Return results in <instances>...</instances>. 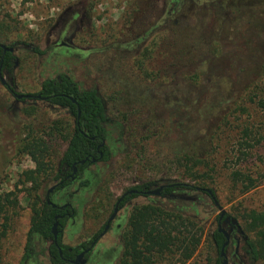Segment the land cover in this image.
I'll use <instances>...</instances> for the list:
<instances>
[{"label": "rangeland", "instance_id": "374dc122", "mask_svg": "<svg viewBox=\"0 0 264 264\" xmlns=\"http://www.w3.org/2000/svg\"><path fill=\"white\" fill-rule=\"evenodd\" d=\"M171 1L0 0V42L13 46L18 59L13 80H7L17 93H35L42 80L67 74L81 89L102 94L109 118L127 115L132 131L121 135L119 127L109 126L112 156L90 169L101 194L117 195L160 172L169 180L204 184L228 219L244 228L246 213L264 212V178L244 193L230 174L236 169L254 177L264 172L258 161L264 141L246 149V161L237 158L240 142L248 147L245 128L264 132V0H176L169 10ZM246 87L253 90L239 98ZM72 126L66 110L36 99L16 101L0 84V194L13 192L17 201L0 220V264H18L23 252L35 200V183L25 182L26 173L41 179L37 168L51 165L40 157L42 145L55 163L66 147L61 135ZM26 143L30 147L24 148ZM183 153L206 157L211 178L196 182L183 168L164 165L165 157ZM145 160L151 167L162 163L151 169ZM44 181L43 190L52 183ZM188 196L166 204L203 228L201 244L185 264H209L206 248L219 210L209 197ZM96 198L93 190H84L72 200L78 209L85 205L86 229H92ZM151 200L137 197L126 211ZM79 215L65 228L68 245L80 240ZM117 244L113 253L122 251L120 240ZM46 246L34 240L38 255L28 264H50ZM241 248L240 243V258ZM234 249L231 243L227 264H238ZM113 253L105 264H117ZM261 255L259 264H264V249ZM176 258L168 255L156 264H180Z\"/></svg>", "mask_w": 264, "mask_h": 264}, {"label": "trees", "instance_id": "16d2710c", "mask_svg": "<svg viewBox=\"0 0 264 264\" xmlns=\"http://www.w3.org/2000/svg\"><path fill=\"white\" fill-rule=\"evenodd\" d=\"M34 52L41 53L37 47L34 48ZM17 61L18 59L15 55L6 52L3 57L2 70L10 76L17 65ZM227 66L230 67V63ZM259 83L261 82H256L252 87H257ZM252 90L250 87H246V89H243V93L239 98L243 95L245 97ZM38 94L42 97H49L47 100L49 103L66 108L74 116L75 120L79 122L84 135L78 131L77 127L72 133H62L61 136L66 141L67 147L55 163L53 160L54 157L52 159L49 156L47 147L42 145L43 149L40 157L45 156L49 158L51 161L50 167L46 166V169L37 168V173L41 176V179L34 180L30 173H26L25 182L33 180L35 183L33 189V198L35 200L32 207L33 212L36 213L32 215L28 231L25 235L27 241L26 250L30 245L32 234H38L42 239L52 238L51 226L54 221L53 215L55 210L47 204H44L41 210L39 209L38 200L40 196L37 191L41 182L45 179H47L45 181L57 180L62 174L69 173L72 163L84 159L89 153L97 156L95 152L97 144L108 136L105 126L108 123L105 104L97 90H80L78 85L69 76L60 74L57 78L42 81ZM68 96H72L76 100L77 105ZM77 107L80 110L78 119L76 118ZM226 119L227 114L223 116L222 120L225 121ZM244 132L245 139L248 140V147H245L240 142L241 149L237 157L239 161H246L248 159L249 153L246 150L247 148H252L256 144L264 141V132L261 133L258 130L253 131L250 128H245ZM216 133L217 131L214 134ZM91 137L94 139H91ZM30 144L26 143L24 148L30 147ZM31 154L33 155V159L36 160L37 154ZM108 158L109 152L107 148H104L103 159L107 160ZM163 160H165L164 165L167 164L169 166L172 164L178 169L183 168L189 178L196 180V182L203 178H211L210 173L205 170L209 168L206 157L183 153L174 155L172 158L165 157ZM258 161L261 165L264 164V156L258 157ZM82 167V165H78L79 172ZM66 168L69 169L65 172ZM256 173L257 175L254 177V174L250 171L236 169L231 172L230 180L235 186H239L241 192L246 193L255 188L264 178V172ZM197 186L204 187V184ZM169 190L171 189H166L165 192ZM211 192L214 195V191L211 190ZM199 194L209 196L205 192H199ZM16 204V196L13 192L0 194V220H2V214H4L6 207ZM244 222L245 227L243 228L233 219V221L231 220L233 229H230V225L226 227L230 237H236H232V242L236 240H240L241 242L243 257L240 258L234 254V259L238 264H259L262 260L261 250L264 249V212L251 210L244 215ZM202 235L203 228L195 220L189 219L181 213L163 207L161 208L154 204L137 207L131 214L129 225L123 236V252L120 264H156L162 262L168 255H176L175 262L185 264L197 252L202 241ZM2 236L3 232L0 231V239ZM224 241L225 237L223 233L219 232L218 228H215L208 238L209 245L206 248L208 256L207 262L209 264L222 263L220 251ZM226 250L227 247H225ZM75 252L76 248L66 247L63 249V255L66 258H71ZM49 253L52 264L63 263L55 246L50 247ZM29 256V252L25 251V254L18 264H23V260Z\"/></svg>", "mask_w": 264, "mask_h": 264}, {"label": "flooded vegetation", "instance_id": "af4514ba", "mask_svg": "<svg viewBox=\"0 0 264 264\" xmlns=\"http://www.w3.org/2000/svg\"><path fill=\"white\" fill-rule=\"evenodd\" d=\"M175 2H176V0H172L170 2L169 10H174L173 8L175 6ZM0 44H3V43L0 42ZM4 46L13 47V46H8V45H4ZM0 50H1V53H0L1 76L5 80V84H3L1 81H0V84L6 88L8 93L11 94L16 99V101H23L26 99H36V100L44 101L51 106H55L57 108L66 110L68 112V114H70L73 118V126H72V128H70V130H68V129L65 130V128H61V130L62 131L65 130V133L66 132L72 133L74 131V129L77 127L78 131L84 135V133L82 132L81 127L79 125V122L75 120L74 116L66 108H62V107L56 106L54 104H51L47 101L49 97H42L40 94H38V92L41 88V84H40L39 90L35 93H17L13 89V87L9 84L7 79H9L10 81L13 80V74H14L15 68H14V70L10 76L7 75L2 70L3 57H4L5 53L8 51H6L4 54H2V48H0ZM13 52H14V50H13ZM13 52H9V53L15 55ZM59 75H57L55 78H57ZM65 75H67V74H65ZM67 76H69V75H67ZM70 78L72 79V77H70ZM46 79H54V78H46ZM46 79H44V80H46ZM44 80H42V81H44ZM78 88L80 90H91V89H81L79 86H78ZM92 89L97 90L96 88H92ZM99 94L101 95L103 102L105 104L106 115H107V108H106L105 100H104V98L100 92H99ZM25 95H28L29 97H24ZM19 96H21V97H19ZM68 98L74 104L77 105L76 100L72 96H68ZM71 98L73 100H75V102ZM142 107H144V106H142ZM144 108H146V107H144ZM78 111H79V114H78ZM79 115H80V110L77 107V116H76L77 119L79 118ZM107 119H108V123L105 124V126H106V129L108 132V136L106 139H104L99 144H97V146L95 148V152H96L97 156H94L92 153H89L84 159L73 162L72 165L70 166V172L69 173L62 174L60 176V178L57 180H52V183L50 185H48L44 190H43V188H44L43 185H41L39 187L41 189L39 191V193L37 192L40 196V199L38 200V202H39L38 204L40 207L39 209L41 210L42 207L44 206V204H47L52 209L55 210L54 215H53V220H54L53 224L57 221L56 242L53 239L52 233H51L52 238H49V239H42L41 236H39L38 234H32L31 239H30V245L27 248V250L25 249V247L27 245V241L25 239L23 252H22V255L19 259V262L21 261L23 255L25 254V251H28L30 256L23 260V264H28L30 261L35 259V257L38 255V253L35 251V249L33 247V243H34V240L37 239L38 242L47 243L46 254H47L48 261L50 264H52L50 261V253H49V249L51 246L56 247L59 256L63 260L62 264H73L71 261L77 259L80 254H82V256L79 257V261L82 262V264H103L105 262V257H108L109 255L111 256V253H113V251L116 250L117 245H118L117 243L120 240L121 245L119 244L118 247H120V249H121V246H122V251L120 250V252L118 251L119 253L118 252L113 253V255L115 254L114 258L118 257L117 264H120V260H121V256H122V252H123V236H124V233H125L128 225H129L131 214L133 213L135 208L141 207V206L146 205V204H154V205L160 206L161 208L163 207L166 209H170V207H168L166 203L174 202L176 200L177 201H187V199L189 198V196H188L189 193L198 194V195H201V194H199V192L207 193L206 191H204V189H205L204 187H199L197 185H193V184L178 181V180H169L166 177H163V175H161L160 172H155V177L153 179L150 178V179L141 180L137 185H133L130 188L124 189L123 191H121L117 195H112L109 191L101 194L100 183L98 181L99 179L95 173L91 172L90 169H91V166L97 165L99 163L108 162L112 156L111 149L107 143V140L110 137L109 126L112 127V125H116L117 127H119V129H120L119 132L121 135L122 134L124 135V134L132 131L131 130L132 126L130 124L128 125V123L126 122L128 119L127 115H124L122 117L117 116L116 118H109L107 115ZM91 139H94V138L91 137ZM66 147H67V143H66ZM66 147H65V149H66ZM104 148H107V150L109 152V158L107 160L103 159ZM64 150H63V152H64ZM92 159H95V160L92 161ZM82 160H84L83 164L80 163V161H82ZM147 163L150 164L149 160H147L145 162V164H146L145 166L151 167V164L147 165ZM161 163L162 162L155 163L151 167V169L157 168L159 166V164H161ZM78 165L83 166L80 172L78 171ZM67 169H69V168H66L65 172ZM73 184H76V187L74 190L71 191L70 187ZM53 186H54L53 190L48 193V190ZM169 188L171 190H169L168 192H165V190L169 189ZM84 190H89V191L93 190L95 193V196L97 197L96 198V207H92V209H91L92 210V216H90V217L92 220V229H86V227H85L86 226V221L84 219L85 213L83 216L85 205L82 204L81 209L80 208L78 209L72 201L74 195L77 194V192H82ZM137 197H151L152 200H151V202H147L144 204L132 205V208L129 211H126L127 208L129 207V205L131 204V202L134 199H136ZM206 197H209V199L212 201L210 195L206 196ZM48 199H49L50 203L48 202ZM212 203H213V201H212ZM80 204L81 203H79V205ZM96 208H98V209H96ZM170 210H174V209H170ZM35 214L36 213L33 212V215H35ZM79 214H82V216L80 218L81 219L80 220V222H81L80 223L81 224L80 225L81 226L80 240L75 245H68V244L64 243V241H63L65 228H66L68 222L71 221L72 223H74L75 221H77V219H79V216H80ZM217 221H218V224H217L216 228H218V230H219V228H222L227 232V230H226L227 225H230V229H233V225L231 224V220L228 219V217L226 216V213L221 219H218V217H217ZM53 224H52V226H53ZM52 226H51V228H52ZM227 234L229 236V241H228L227 245L225 246V247H227L226 251H225V247H224V252H225L226 257H227V253H228V249L230 247V244L231 243L236 244V249H234L233 253H232L233 258H234V254L238 255L236 253V251H237V247L240 245L241 242H240V240H236L235 242H232V240H233L232 237H234V238H236V237L235 236L230 237L228 232H227ZM66 247L76 248V252L73 254V256L71 258L70 257L66 258L63 255V249ZM227 262H228V258H227ZM109 263L114 264V260L109 261Z\"/></svg>", "mask_w": 264, "mask_h": 264}, {"label": "water", "instance_id": "95a60500", "mask_svg": "<svg viewBox=\"0 0 264 264\" xmlns=\"http://www.w3.org/2000/svg\"><path fill=\"white\" fill-rule=\"evenodd\" d=\"M0 48H2V54H4L6 51L8 52H13L14 48L13 47H6L4 46L3 44H0ZM0 81L5 84V80L4 78L1 76V64H0ZM21 97V96H19ZM24 97H29L28 95H25ZM72 99V98H71ZM73 100V99H72ZM75 102V100H73ZM78 114H79V111H78ZM95 159H92V161H94ZM80 163H84V160L80 161ZM54 186L51 187L49 190H48V193L51 192L53 190ZM162 188V187H161ZM160 188V189H161ZM204 191H206L214 205L217 207V209L219 210V215H218V219H221L224 215H225V210L219 205L218 201L216 200V198L214 197L213 193L211 192L210 189H207L205 188ZM48 202H49V199H48ZM50 203V202H49ZM219 231L223 233L224 237H225V241L222 245V248H221V252H220V255L222 257V263L221 264H227V257H226V254L224 252V247L227 245L228 241H229V236L227 234V232L222 229V228H219ZM51 233L53 235V239L54 241L56 242V238H57V221L53 224L52 228H51ZM82 256V254L79 255V257ZM79 257L73 261H71L73 264H82V262L79 261Z\"/></svg>", "mask_w": 264, "mask_h": 264}]
</instances>
